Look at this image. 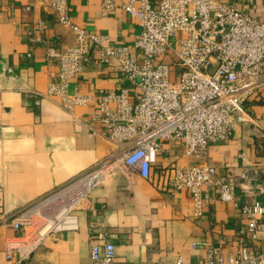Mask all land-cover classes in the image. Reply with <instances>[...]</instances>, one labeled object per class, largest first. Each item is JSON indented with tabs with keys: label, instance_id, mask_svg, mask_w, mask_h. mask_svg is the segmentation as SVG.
I'll return each mask as SVG.
<instances>
[{
	"label": "crops",
	"instance_id": "obj_1",
	"mask_svg": "<svg viewBox=\"0 0 264 264\" xmlns=\"http://www.w3.org/2000/svg\"><path fill=\"white\" fill-rule=\"evenodd\" d=\"M49 1L0 0V264L17 260L6 258L7 241L17 234L6 223L10 217L117 149L96 119L103 94L126 90L133 102L138 96L117 62H102L99 52L70 80V93L89 97L88 104L69 111L60 97L48 94L59 69L29 31L42 24L40 36L59 48L75 41ZM225 1L264 21V0ZM67 2L75 24L139 55L134 42L141 28L121 7L105 14L99 0ZM245 105L231 139L210 144L205 156L187 157L179 144L165 141L148 179L138 174L109 178L78 213L79 229L45 238L25 264H93L91 245L100 241V233L115 244L114 264H174L179 258L183 264H205L203 243L225 255L235 253L238 231L247 222L241 209L207 187L211 202L205 216L196 219L191 191L173 190L164 171L171 165H214L221 175L234 177L240 206H264V86Z\"/></svg>",
	"mask_w": 264,
	"mask_h": 264
},
{
	"label": "built area",
	"instance_id": "obj_2",
	"mask_svg": "<svg viewBox=\"0 0 264 264\" xmlns=\"http://www.w3.org/2000/svg\"><path fill=\"white\" fill-rule=\"evenodd\" d=\"M107 14L121 7L141 31L134 42L139 52L108 45V38L73 22L67 0L47 2L60 24L69 26L74 44L59 48L43 36L42 24L29 31L31 41L46 49V59L58 67L49 95L58 96L71 111L91 99L70 93V80L100 53L105 63L116 61L122 76L138 90L109 91L97 120L106 127L117 149L103 160L51 191L7 220L17 234L6 244V258L25 264L45 238L79 229L78 213L96 188L116 175L138 174L144 179L157 164L165 141L182 147L187 157L205 156L207 147L231 139L246 102L264 86V21L242 12L225 0H99ZM264 7V5H263ZM27 56H31L28 54ZM116 105L115 111L110 104ZM175 191H191L194 216H205L214 187L218 197L241 209L246 225L237 234V251L222 254L209 248L205 264H264V206L237 201V183L214 165L165 169ZM0 187H2L0 183ZM91 245L93 264H114L115 244L99 234ZM174 264H183L182 258Z\"/></svg>",
	"mask_w": 264,
	"mask_h": 264
}]
</instances>
